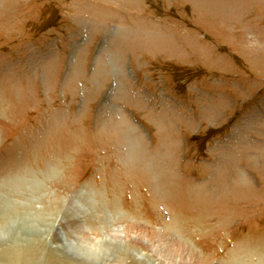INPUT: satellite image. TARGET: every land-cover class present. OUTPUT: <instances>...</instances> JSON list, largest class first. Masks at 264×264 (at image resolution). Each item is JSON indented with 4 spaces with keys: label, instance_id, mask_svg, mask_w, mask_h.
<instances>
[{
    "label": "rangeland",
    "instance_id": "1",
    "mask_svg": "<svg viewBox=\"0 0 264 264\" xmlns=\"http://www.w3.org/2000/svg\"><path fill=\"white\" fill-rule=\"evenodd\" d=\"M0 202V264H264V0H0Z\"/></svg>",
    "mask_w": 264,
    "mask_h": 264
},
{
    "label": "bare ground",
    "instance_id": "2",
    "mask_svg": "<svg viewBox=\"0 0 264 264\" xmlns=\"http://www.w3.org/2000/svg\"><path fill=\"white\" fill-rule=\"evenodd\" d=\"M130 126H131V125H130ZM131 128H133V127L131 126ZM130 141H131V142H130L131 145H132V146H135V145H134V142H133L132 140H130ZM132 148H133V147H132ZM132 152H133V151H132ZM84 201H85V200H84ZM78 203H79V202H78ZM5 205H6V204H4L3 202H0V209L3 210V208H5ZM79 206H80V205H79ZM1 212H2V211H0V213H1Z\"/></svg>",
    "mask_w": 264,
    "mask_h": 264
}]
</instances>
